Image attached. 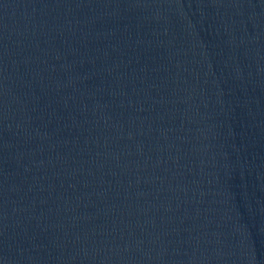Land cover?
<instances>
[{
  "label": "water",
  "instance_id": "obj_1",
  "mask_svg": "<svg viewBox=\"0 0 264 264\" xmlns=\"http://www.w3.org/2000/svg\"><path fill=\"white\" fill-rule=\"evenodd\" d=\"M0 264H264V0H0Z\"/></svg>",
  "mask_w": 264,
  "mask_h": 264
}]
</instances>
